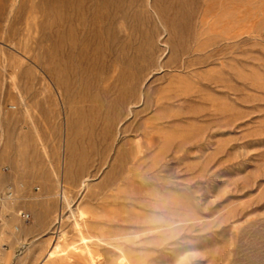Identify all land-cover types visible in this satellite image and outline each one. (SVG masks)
I'll return each instance as SVG.
<instances>
[{
    "label": "rangeland",
    "instance_id": "374dc122",
    "mask_svg": "<svg viewBox=\"0 0 264 264\" xmlns=\"http://www.w3.org/2000/svg\"><path fill=\"white\" fill-rule=\"evenodd\" d=\"M0 139V264H264V0H0Z\"/></svg>",
    "mask_w": 264,
    "mask_h": 264
},
{
    "label": "bare ground",
    "instance_id": "6f19581e",
    "mask_svg": "<svg viewBox=\"0 0 264 264\" xmlns=\"http://www.w3.org/2000/svg\"><path fill=\"white\" fill-rule=\"evenodd\" d=\"M130 64V63H129ZM129 66V65H128ZM6 121H9V118L7 117L6 118ZM160 121V120H159ZM11 122V121H10ZM149 128V127H148ZM152 128V127H151ZM137 131V130H136ZM2 132V131H1ZM148 133V132H147ZM144 134V133H143ZM0 141H1V139H0ZM144 146V145H143ZM8 198L6 197L5 198V200H7ZM1 200V199H0ZM7 209V208H6ZM72 211V210H71ZM61 217V216H60ZM79 226V225H78ZM15 230L16 231H19L20 229H18L17 227L15 228ZM54 246V245H53ZM60 248V245L57 243V244H55V247H54V251L53 252H51V255L57 250V249H59ZM49 253V252H48ZM94 257V256H93Z\"/></svg>",
    "mask_w": 264,
    "mask_h": 264
}]
</instances>
